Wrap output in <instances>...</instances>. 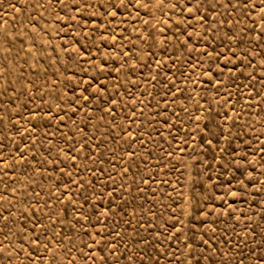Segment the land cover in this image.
Returning a JSON list of instances; mask_svg holds the SVG:
<instances>
[{
  "label": "rangeland",
  "instance_id": "obj_1",
  "mask_svg": "<svg viewBox=\"0 0 264 264\" xmlns=\"http://www.w3.org/2000/svg\"><path fill=\"white\" fill-rule=\"evenodd\" d=\"M260 4L0 0V264H258Z\"/></svg>",
  "mask_w": 264,
  "mask_h": 264
},
{
  "label": "snow or ice",
  "instance_id": "obj_2",
  "mask_svg": "<svg viewBox=\"0 0 264 264\" xmlns=\"http://www.w3.org/2000/svg\"><path fill=\"white\" fill-rule=\"evenodd\" d=\"M232 0H228V3L231 4ZM249 0H241V4L242 6H248ZM258 5L256 4H252L251 7L252 8H256ZM259 7H264V0H261V4L259 5ZM189 11H192L191 8L188 9ZM261 19L264 20V15L261 16ZM259 38H264V28L261 29L260 33H259ZM97 219H99L97 217ZM203 239V238H201ZM206 243V242H205ZM101 251H103V248H101ZM222 256H226L227 253H221ZM101 260H103V257H100ZM104 264H107V261H104ZM197 264H200L199 260H197ZM258 264H264V255L260 256L258 258Z\"/></svg>",
  "mask_w": 264,
  "mask_h": 264
}]
</instances>
